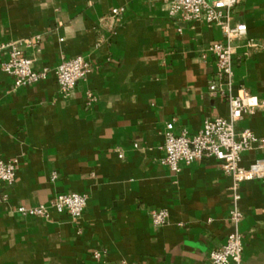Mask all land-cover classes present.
<instances>
[{
    "label": "crops",
    "instance_id": "crops-1",
    "mask_svg": "<svg viewBox=\"0 0 264 264\" xmlns=\"http://www.w3.org/2000/svg\"><path fill=\"white\" fill-rule=\"evenodd\" d=\"M112 9L121 10L119 23ZM167 10L154 0H0V44H21L32 68L48 73L16 89L0 70V157L18 163L12 185L0 189V264H206L224 245L231 179L212 159L177 174L159 163L168 123L191 136L206 118H228L227 100L209 92L219 81L208 49L223 35ZM233 22L247 33L230 94L243 90L260 104L236 129L264 138V0H240ZM77 56L92 71L63 96L53 70ZM260 157L247 152L241 165ZM69 192L88 197L77 221L17 212ZM239 192L241 264H264V182ZM154 209L169 213L157 230Z\"/></svg>",
    "mask_w": 264,
    "mask_h": 264
},
{
    "label": "built area",
    "instance_id": "built-area-1",
    "mask_svg": "<svg viewBox=\"0 0 264 264\" xmlns=\"http://www.w3.org/2000/svg\"><path fill=\"white\" fill-rule=\"evenodd\" d=\"M168 5V14L179 16L183 21H192L202 18L207 24L220 29L223 40L213 43L208 51L215 59L218 83L209 85V92L213 96H220L227 100L229 107L228 118H206L201 129L189 136L185 131L178 134L173 132V123H168L163 133L162 150L164 156L159 163L170 172L177 174L182 167L205 159H212L217 163L223 175L231 179L230 192L232 195L229 222L231 232L225 243L208 255L206 264H241L244 250L243 235L239 232L242 213L238 203L240 201V186L245 182H264V138L256 137L249 129L237 130V124L245 115L252 114L260 107L256 97L241 90L237 96L230 94L233 79V56L238 42L246 35L247 27L240 22H233V11L240 0H154ZM120 9L110 12L114 22H120ZM255 47L254 43L250 44ZM0 70L12 77L14 88L24 87L45 80L47 71H35L32 61L22 54L21 44H0ZM92 71V66L83 57L62 59L53 70L59 92L68 96L74 87L85 81ZM86 105L94 103L95 98L88 92ZM255 99V103L252 100ZM256 152L261 155L248 166H242V157L247 152ZM121 158V156H120ZM17 160H3L0 157V189L10 186L14 182L17 171ZM57 179L52 173L50 180ZM86 194L61 193L55 195L47 205L36 207H18L17 212L29 216L48 218L51 211L67 213L73 221L79 220L87 206ZM150 220L154 229L164 227L169 213L165 209L151 210ZM93 258L99 260L98 252Z\"/></svg>",
    "mask_w": 264,
    "mask_h": 264
},
{
    "label": "clouds",
    "instance_id": "clouds-1",
    "mask_svg": "<svg viewBox=\"0 0 264 264\" xmlns=\"http://www.w3.org/2000/svg\"><path fill=\"white\" fill-rule=\"evenodd\" d=\"M252 103H255V99L252 100Z\"/></svg>",
    "mask_w": 264,
    "mask_h": 264
}]
</instances>
